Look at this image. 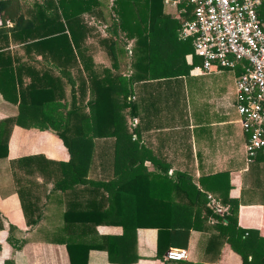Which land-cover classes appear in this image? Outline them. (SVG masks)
<instances>
[{
  "label": "crops",
  "instance_id": "1",
  "mask_svg": "<svg viewBox=\"0 0 264 264\" xmlns=\"http://www.w3.org/2000/svg\"><path fill=\"white\" fill-rule=\"evenodd\" d=\"M34 1L0 0V122L20 116V123L11 130L8 156L0 160V264H71L61 230L77 228L66 219L67 213L89 208V180L101 182L102 197L110 195L103 182L115 184L116 180L113 188H117L116 194L120 192L114 211L135 209L125 204L119 187L125 179L119 165L124 158L114 155L115 148L121 149L115 141L127 129L135 134L139 158L134 156V160L142 163L143 159L153 188L161 190L160 180L168 177L185 182L182 188L158 191L172 196L175 211L195 210L192 218L185 220L198 226L191 229L187 256L180 260L167 259V252L158 254V229L138 228L128 244L129 258L138 255L131 264H243L240 254L228 243L222 245L224 237L215 217L204 221L207 210L196 207L197 200L188 195L191 181L206 195L223 201L234 199L239 226L255 229L264 237V161L247 162L246 135L235 107L237 75L234 87L225 75L234 70L203 69L200 62H194L193 41L180 39L178 30L160 34L163 51L175 54L173 60H144L135 66L131 62L132 43L125 48L117 43L111 48L104 40L111 33L102 29L105 25L95 17L102 6L96 3L102 0H92L89 93L80 109L81 114L89 112L92 117V150L90 158H72L52 120L68 118L76 111L79 96L72 89L80 76L79 66L72 58L62 62L43 55L42 48H27L11 32L20 7ZM33 86H52L53 102L31 103L34 96L29 90ZM102 88L106 101L112 103L105 115L116 120L98 127L90 104ZM88 99L89 108L85 107ZM67 122L55 128L71 134L72 122ZM219 173L224 174L217 176ZM224 206L230 211L229 204ZM97 231L120 236L124 227L119 222L102 223ZM211 239L214 244L209 246ZM91 255L90 264H123L110 262L106 250L92 251Z\"/></svg>",
  "mask_w": 264,
  "mask_h": 264
},
{
  "label": "trees",
  "instance_id": "2",
  "mask_svg": "<svg viewBox=\"0 0 264 264\" xmlns=\"http://www.w3.org/2000/svg\"><path fill=\"white\" fill-rule=\"evenodd\" d=\"M92 6V0H43L42 2L35 0L30 5L23 4L20 7L14 24L15 28L11 31L12 35L23 41L27 48H42L43 55L62 62L72 58L79 66L80 76L76 82L77 85L74 84L72 89V92L79 96L76 111L74 114L72 111L68 118L52 120L53 128L71 151L72 158H90L92 150V145L89 147V120L92 117L89 116V112L87 114L80 113L81 103L84 104V96L89 93L87 63L89 61V30L93 27L89 24V11H93ZM96 6H101L100 10L96 12V19L99 20L100 25H105L104 29L107 32L111 33L104 40L109 43L111 48H114L117 43L124 48L132 43L131 62L135 66L144 60L153 61L168 58L173 60L175 54L166 55L164 53L161 46V41L164 38L160 37V34L178 30L177 34L181 39L182 22L185 18L192 17V6L182 4L173 7L169 6L166 0H102L97 2ZM182 7H185L186 10L181 11ZM259 17L264 26V5L259 11ZM26 23H28L27 26H25ZM193 52L194 62L202 64L195 49ZM81 64L83 68L80 67ZM236 72L239 74L241 69ZM31 88L33 89L29 90L30 95L34 96L31 103L49 104L53 102L52 86H33ZM34 89L37 91H33ZM128 98L129 96H126L127 101H129ZM90 105L94 110V120L98 127L104 126L107 121L114 122L116 120L111 115H105L106 108H112V103L110 100L106 101L103 88L100 89L99 96L94 98ZM85 107L89 108V99ZM19 120L20 116H17L6 118L0 122V160L8 156L11 130L13 125L20 123ZM68 120L72 122L69 125L72 126L71 134H68L67 129L63 131L55 128L57 125L63 124V121L67 122ZM70 135L72 139L69 138ZM98 135L102 136L103 134L98 132ZM134 135L133 130L127 129L121 139L117 138L116 146L118 142L121 149L118 151L115 148L114 155L116 158H124V163L119 165L123 168L125 179L119 183V187L124 192L125 204L133 206L135 209L127 212L114 211L113 204L117 202L120 192L116 194L117 188H113V186H117L116 180L115 184L103 182L105 190L106 188L110 190V195L104 197L101 194V182L99 181L97 184L95 181L89 180V208L67 213L66 219L76 224L77 228L61 230L63 236H66L64 243L71 264H90L91 253L96 250H106L112 263L131 264L137 261L138 255L129 258L128 244L131 233H136L138 228L158 229V254L163 255L171 247L186 249L191 229L198 227L195 224H187L185 220L188 217L190 220L195 210L187 211L188 214L186 211H175L171 207L174 203L172 196L159 194V191H165V189L182 188L183 185H186L185 182L174 181L168 177V180H160L161 190L158 187L156 189V186L153 188V181L150 179L151 172L145 171L143 159H141L142 163L134 160V156L139 158L136 154ZM223 174L219 173L217 176ZM189 186L191 192H188V195H191V199L194 197L197 200L194 202L196 207L204 206L207 210L204 221L209 218L208 216L215 217L216 227L224 237L222 245L228 243L233 250L240 254L243 264H264V237H261L255 229L239 226L238 203L231 198H225L224 201L219 200L223 205L229 204L230 211L216 212L207 207L208 197L199 187L191 181ZM121 199L120 194V201ZM106 202L107 204L102 207V204ZM199 215L200 213L197 212V219ZM116 218H120V221H117ZM114 222H119L124 227L122 235H101L97 231L98 225ZM213 244L214 241L211 239L209 246Z\"/></svg>",
  "mask_w": 264,
  "mask_h": 264
},
{
  "label": "built area",
  "instance_id": "3",
  "mask_svg": "<svg viewBox=\"0 0 264 264\" xmlns=\"http://www.w3.org/2000/svg\"><path fill=\"white\" fill-rule=\"evenodd\" d=\"M168 5L192 6L182 22V38L192 39L206 71L241 69L236 78L235 107L246 135L247 162L264 161V26L259 11L264 0H166ZM185 7L181 11H185ZM2 19L0 18V24ZM208 206L228 210L212 194ZM187 250L171 247L166 258L180 260Z\"/></svg>",
  "mask_w": 264,
  "mask_h": 264
},
{
  "label": "rangeland",
  "instance_id": "4",
  "mask_svg": "<svg viewBox=\"0 0 264 264\" xmlns=\"http://www.w3.org/2000/svg\"><path fill=\"white\" fill-rule=\"evenodd\" d=\"M102 29H104V27H103ZM231 71H232V70H231ZM225 75L230 77V81H231L230 83H231L232 86L234 87V75H237L236 70H235L234 72H233V71H232V72H228V71H227V72L225 73ZM223 76H224V75H223Z\"/></svg>",
  "mask_w": 264,
  "mask_h": 264
}]
</instances>
